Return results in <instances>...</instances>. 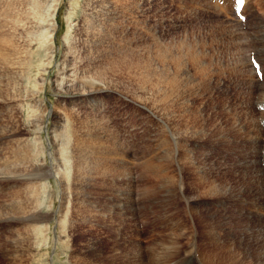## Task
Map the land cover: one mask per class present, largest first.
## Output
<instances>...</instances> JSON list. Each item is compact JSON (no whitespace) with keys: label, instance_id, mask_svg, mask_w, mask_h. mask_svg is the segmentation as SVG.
<instances>
[{"label":"bare ground","instance_id":"obj_1","mask_svg":"<svg viewBox=\"0 0 264 264\" xmlns=\"http://www.w3.org/2000/svg\"><path fill=\"white\" fill-rule=\"evenodd\" d=\"M122 1L115 4L114 0H93L92 10L85 15L88 35L84 42L88 44L84 47L88 46V55L81 56L79 60L77 50H72L75 38L70 40V37L75 25L71 21L72 11H69L70 30L65 40L67 52L54 80L57 92L94 99L92 92L114 89L111 84L98 83L91 76L97 68V59L108 58L112 50H141L139 47L143 44L134 42V49V46L128 47L132 41L127 40V35L133 33L138 40L140 33L137 27L135 32L129 30V15L136 10L131 6L127 8L126 2ZM245 1L244 13L251 5L250 0ZM60 4L61 0H0V224L4 232L0 236V250L7 260L0 264L31 263L36 252L49 243V220L53 216L58 225L57 243L64 251L71 250L69 257L66 256L68 264H264V50H253L257 55L250 54L238 23L232 24L228 42H234L236 48L238 45L241 54V64L234 70L244 68L241 71L248 73L251 79L248 82L249 96L260 91L259 98L262 100L257 103L261 110L253 108L255 100L251 97L246 102L243 99L235 103L228 101L230 104L217 110L222 115H218V119L215 116L214 122L213 115L205 113L201 104L193 108L190 103L193 94L198 95V90L203 88L198 80L202 78L200 82L209 86L212 82L211 68L204 63L201 54L189 50L187 44L191 43L186 44L185 39L175 45L155 41L157 56L166 59L159 64L153 63L151 72L145 70L144 55L138 57L141 55L138 53L137 57H133L132 61L137 62L143 71L140 78L151 86L149 98L173 122L170 138L163 140V137L161 141L172 148L170 155L176 162L183 148L182 161L191 168L193 175L185 188L183 182L180 185L182 194L178 192L176 179L172 181L174 191L167 193L169 200L178 195L184 197L189 206L190 219L178 217L179 221L170 228L169 239L162 238L143 246L140 242L127 239L123 224L116 226L117 229L114 224L115 216L123 221L131 214L128 206L130 194L118 197L101 192L107 189L104 184L108 172L105 164L115 158V153L113 155L108 146L109 143L113 145L116 138L111 136L107 124L99 120L96 113L87 114L86 119L69 115L71 121L66 118V122L60 116L63 111L60 113L62 105L59 101L58 108L52 110L39 97L44 89L47 68L55 57ZM115 11L119 14V21ZM103 20L108 22L106 34ZM260 20L256 22L259 30L254 31V43L264 48V18ZM238 50H232V57ZM118 53V57L126 61L127 54ZM252 58L259 63L258 67L254 66ZM191 67H195L194 74L190 72ZM260 71L263 79L259 77ZM245 79L242 78L239 84L245 85ZM142 86L147 90L145 85ZM178 104L184 108L183 112L177 111ZM49 115L55 118L52 139L48 143L50 164L42 135V131L47 130L44 123ZM229 115L230 120L227 118ZM213 141L236 147V154L243 153L244 158L235 165V182L232 178L214 174L220 170L213 169V165L207 162L209 154L203 148L212 145ZM50 176L57 179L61 188V202L58 210L55 209L57 212L54 211L55 215L43 212L41 203L36 204L43 197L44 190H48L49 184L44 180ZM28 180L32 182L29 184ZM252 181L256 189L250 188ZM190 187H193L192 191L188 190ZM54 201L52 192L49 208L54 206ZM210 204H215V207L205 208ZM242 218L259 238L257 253L251 249L248 234L235 229ZM106 220L113 224L108 228L113 233L110 246L100 245L99 239L90 234L79 245L77 225L86 224L87 231H92L97 229L99 222ZM189 221H196L195 230Z\"/></svg>","mask_w":264,"mask_h":264},{"label":"rangeland","instance_id":"obj_2","mask_svg":"<svg viewBox=\"0 0 264 264\" xmlns=\"http://www.w3.org/2000/svg\"><path fill=\"white\" fill-rule=\"evenodd\" d=\"M191 1L123 0L122 2H126L125 5H128L127 8L131 6V8L133 7L136 10L132 13L129 11L131 15H129L130 18H128L127 23L130 25L129 30L131 32H135L134 28L137 27V31L140 33L137 37L141 39H138V41L136 35L130 33L131 35H127L129 38H127V40L130 41L131 39L132 42L130 41V45L128 44L130 42L127 43L128 47L134 46V49V42H138L139 44L143 42V44L139 47L141 50H121L123 52H120V50H112V52L109 53L108 58L103 59L102 57V59H97V68L94 69L91 76L96 78V82L98 83L105 84L106 82L107 84H111V87L114 89L105 92H92L93 96H91L95 97L92 99L88 96V98L85 96L80 97L78 95H73L72 93H66L63 95V93L57 92L54 89V80L57 77L59 67L61 68L64 55L67 52L65 40L70 30L68 20L69 11H72L71 21L75 25L72 31V36L70 37V40H72L73 37L75 38L72 40L75 43V47L72 48V50H77V57L79 60L81 56L88 55L86 50L88 46H86V48L84 47L88 44L87 42H84L88 35V23L85 20V15L86 12L92 10L91 3L93 2V0H61L57 15L59 25L55 42V57L54 61L47 68L46 79L43 84L44 89L39 94L40 99L44 100L45 106L52 110L58 108L57 105L59 101V104L62 105L60 113L63 111L60 116L64 117L66 122L68 119V121H71V118H68L69 115L71 117L78 116L82 119H86L85 117H87V114L89 116L96 113L97 118L107 124L110 134L112 133L111 136L116 138V144L113 143L112 145V143H109L108 146L112 154L114 155L115 153V158L113 157L112 160H109L110 162L108 161L107 164H105V169H107L108 172L106 173L107 177H105L104 184L107 189L101 192L108 196L130 194L128 206L132 210H130L131 214H129L127 219L123 221L121 219L122 223L120 218L115 216L114 224L115 227L122 226L123 224V230L126 232L127 239L140 242L143 246H149L152 242L160 241L162 238L165 240L169 239L170 228L174 226L173 224L175 222L179 221V218L184 217L190 219L191 215L188 210L189 206L184 197L178 195L169 200L167 193H172V191H174L172 181L176 179L175 181L178 182V192H181L180 194H182V191L180 190L182 182L185 188L187 181H191L193 175L191 173V168L185 166L184 161H182L184 160L183 148H179L180 151L177 156L179 160L181 159V162L177 158L176 162L174 161V158H172L173 155H170V152L172 154V148L169 147V145L163 144L164 142L161 141L163 137V140L168 137L170 138L169 133L171 132L172 134L170 128L173 129V122L162 114L154 106L152 99L149 98L151 96L149 90L151 86L148 82L145 83L140 78V74L143 71L138 67L139 65L137 66V62L135 63L132 61L134 60L133 57H137L138 53H141L138 57L144 55L143 62H145V70L151 72L153 70V63L159 64L166 59L162 56V59H160L159 55L157 56V50L154 47L155 41H162L166 44L171 43L172 45H175L185 39L184 42H186V44L191 43V45L187 44L189 50L201 54L204 63L211 68L210 72L212 71V82L210 83V86L200 82L202 78L198 80V82L201 83V86H203V88L205 87V89H199L197 92L198 95L193 94L194 97H192L190 101L193 108H196L197 106L199 107L201 104L206 110L205 113L213 115L211 116L213 118L212 122H214L215 116L222 115V113L217 112V110L219 111L225 104H230L229 102L235 103L239 99H243L246 102L251 97V99L255 100V102L252 103L253 108L261 110L257 103L259 100H262L259 98L260 91L258 90L256 94L249 96L250 85L248 82L251 79L245 70L241 71V69L244 68L234 70V68L239 67L241 64V54L238 50V45L236 48L234 42L231 44L228 41H230V29L233 28L232 24L236 25L238 23L239 30L245 37L246 50H248L250 54L254 53L255 55L257 54L253 52V50H264V48L259 47L254 43V31L256 32L259 30L256 22H259L261 21V18H264V0H250L249 3L251 5L245 9V13L243 12L244 6L237 7V0ZM114 2L115 4H118L119 0H114ZM187 2H190V4H194L195 6H190ZM141 3L143 4L142 8H140ZM114 15L119 21V14L115 11ZM224 20L226 22H223ZM103 22L105 23L104 33L106 34L109 29L108 22L106 23L104 20ZM115 25L117 26V24ZM250 37L252 38L250 39ZM113 43L115 42L113 41ZM36 45L37 44H35L34 47H36ZM148 46L152 47L149 49ZM232 50H238L234 52V57H232ZM118 52L122 53V55L127 54L125 57H128L131 61L126 58V61H124L122 59L123 57H118ZM161 52L164 53L163 50H161ZM262 53H264V51ZM134 54L137 55L135 56ZM111 55L113 56L112 59ZM130 56L132 58H130ZM203 56L205 58H203ZM252 60L254 59L252 58ZM94 63L95 61L93 64ZM113 64L115 65L114 67ZM81 65H84V63L82 62ZM262 70L264 71V69ZM236 71H238V73ZM190 72L194 74L195 67L192 68ZM259 77H262V73H259ZM242 78H247L245 79V81H247V83L245 82V85L239 84ZM141 84L145 85L147 90ZM179 110L181 112L184 111V108L180 104L177 105V111ZM229 117L230 115L227 116L228 120H230ZM258 117L260 118V116ZM44 125L47 126V130H43L42 135L47 147V161L50 164L51 160L48 143L49 139H52L51 130L55 127V118L53 119V116L49 115L46 117ZM244 146L246 147L248 145L244 144ZM201 147H203V145ZM203 150L209 154V156L206 155L208 156L207 162L213 165L212 168L220 170V172L214 174L217 176L219 175V177L225 176L230 180L232 178V181L235 182V172L237 170L235 165L239 164V161H242L241 159L244 158L243 153L240 152L236 154V147H230V145L222 143L221 141H213L212 145L209 144L203 148ZM167 155H170V157ZM156 164L159 167L161 166L160 169ZM174 169L176 170V173L174 172ZM72 179L74 180V178ZM56 180L57 179L53 176L44 180L49 184L48 190H44L40 202H36L37 205H40L39 203H41L40 209L43 212H50L53 215L57 212L56 210H58V206L61 202V188ZM29 181L30 180H28V182ZM31 182H29V184ZM100 182L101 181H98V183ZM255 185V182L252 181L250 188L253 187V189H256ZM192 188L193 187H190L188 190L192 191ZM52 192L54 193L55 201L54 206L49 208V199ZM249 197L251 198V196ZM214 205L215 204H210L209 207L205 208L212 209L215 207ZM105 206L106 205H104V207ZM228 207L231 208L230 205ZM105 208L108 209V206ZM107 212L108 211H106V213ZM49 221L51 226L49 243L42 246L41 250L36 252L33 261L28 264H41V262L43 264H68V258H66V256L69 257L71 254L69 252H71V250L68 249V251H64L62 246L57 243V219L53 216ZM189 222L193 227L192 229L195 230L196 221H194V223L192 221ZM110 224L111 223L107 220L104 223L99 222L96 227L97 229L92 231H87L88 226L86 224L77 225L76 235L79 245L80 243H84L87 239V235L90 234L99 239L98 241L100 245L110 246V242L113 239V233H110L108 229ZM111 226H113V224H111ZM235 229L236 231H239V229L243 230L244 233L248 234L252 242L250 243L252 245L251 249L254 253H257L260 244L259 238L250 228V225H248L245 218H242L241 221L236 224ZM2 235H4V232H2L0 224V236ZM3 261L6 262L7 260L0 250V262L2 263Z\"/></svg>","mask_w":264,"mask_h":264}]
</instances>
